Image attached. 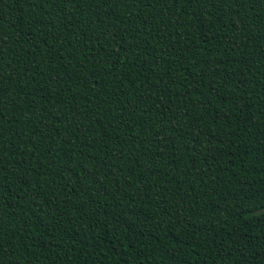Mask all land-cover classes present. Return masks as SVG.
I'll list each match as a JSON object with an SVG mask.
<instances>
[{
    "label": "trees",
    "instance_id": "16d2710c",
    "mask_svg": "<svg viewBox=\"0 0 264 264\" xmlns=\"http://www.w3.org/2000/svg\"><path fill=\"white\" fill-rule=\"evenodd\" d=\"M264 0H0V264H264Z\"/></svg>",
    "mask_w": 264,
    "mask_h": 264
},
{
    "label": "water",
    "instance_id": "95a60500",
    "mask_svg": "<svg viewBox=\"0 0 264 264\" xmlns=\"http://www.w3.org/2000/svg\"><path fill=\"white\" fill-rule=\"evenodd\" d=\"M262 212H264V207L261 208V209L256 210V211L254 212V214H259V213H262Z\"/></svg>",
    "mask_w": 264,
    "mask_h": 264
}]
</instances>
